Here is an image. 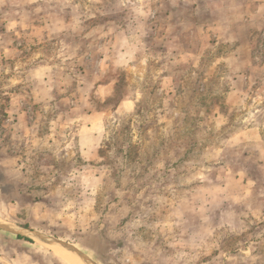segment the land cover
Instances as JSON below:
<instances>
[{
    "label": "rangeland",
    "instance_id": "1",
    "mask_svg": "<svg viewBox=\"0 0 264 264\" xmlns=\"http://www.w3.org/2000/svg\"><path fill=\"white\" fill-rule=\"evenodd\" d=\"M257 1L0 0V264H264Z\"/></svg>",
    "mask_w": 264,
    "mask_h": 264
},
{
    "label": "crops",
    "instance_id": "2",
    "mask_svg": "<svg viewBox=\"0 0 264 264\" xmlns=\"http://www.w3.org/2000/svg\"><path fill=\"white\" fill-rule=\"evenodd\" d=\"M231 1H229L227 4H225L224 1L220 2L219 0H204V2H203V3H205L206 7H208L212 11L220 12L221 10L222 11L225 10L229 13L232 12V14H230L228 16L227 15L223 16L226 19L219 17V18H216L214 21L212 20L213 21L212 24L209 23L210 25H213V24L216 25L213 27L214 28L213 30L217 31V32H214L215 33L214 35L217 36L219 39L221 38L222 39L221 41H225V43L227 44V49L225 50V52H226L225 57L226 58H230V56L232 57L236 53L235 49H234L235 44L234 43L232 44L233 40L230 39V37H229L230 32H232L234 39H239L238 38L239 34H236V28L242 29V27H243V28H245V31H247V30L249 31L252 28V26H250L251 22H252V18H251L252 16H250L251 15L250 14L251 8L246 9L248 12L243 13L240 16H238L236 14V9L239 6L250 7V4L248 2H246V0H231ZM246 3H248L247 6H246ZM232 5H233V7H232ZM254 6H255V12L257 13V16H254V17H256L254 26L258 27V29L260 30V33L264 34V0H258L257 3L254 4ZM65 9L73 10V7L68 5L65 7ZM232 9H235V11H233ZM223 14H225V13H223ZM206 21H208V20H206ZM201 22H203V21H201V19L199 18V28L203 27L205 25V23H201ZM35 29H39V30L41 29V31L42 30L45 31L47 28H45L44 26H40V27H35ZM243 35H246V33L244 32ZM107 90H109V87L107 88ZM22 231L23 232H21V233L24 234L25 237H33L34 238L33 235H36V234H32L33 231L26 229V228H23ZM22 234H20V235H22Z\"/></svg>",
    "mask_w": 264,
    "mask_h": 264
},
{
    "label": "bare ground",
    "instance_id": "3",
    "mask_svg": "<svg viewBox=\"0 0 264 264\" xmlns=\"http://www.w3.org/2000/svg\"><path fill=\"white\" fill-rule=\"evenodd\" d=\"M11 229V228H10ZM34 239L41 243L42 245L46 246L54 254H56L61 259L71 263V264H91L87 261H85L79 254H77L74 251L68 250L66 247L61 245L59 241L56 239L42 236V235H33Z\"/></svg>",
    "mask_w": 264,
    "mask_h": 264
},
{
    "label": "trees",
    "instance_id": "4",
    "mask_svg": "<svg viewBox=\"0 0 264 264\" xmlns=\"http://www.w3.org/2000/svg\"><path fill=\"white\" fill-rule=\"evenodd\" d=\"M21 226L24 227V228H28L27 224H23V225H21ZM16 237H17V238L24 239V240L31 241L30 238L25 237V236H22V235H20V234H18ZM54 237H58V236L54 235ZM96 237H97V240H98L100 243H102V242H103V243H114V240H112L111 238L105 236V234H104L103 232L98 233ZM106 245H108V244H106Z\"/></svg>",
    "mask_w": 264,
    "mask_h": 264
},
{
    "label": "water",
    "instance_id": "5",
    "mask_svg": "<svg viewBox=\"0 0 264 264\" xmlns=\"http://www.w3.org/2000/svg\"><path fill=\"white\" fill-rule=\"evenodd\" d=\"M18 233V232H17ZM19 234H22V233H19ZM22 235H24V234H22Z\"/></svg>",
    "mask_w": 264,
    "mask_h": 264
}]
</instances>
